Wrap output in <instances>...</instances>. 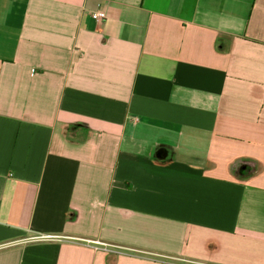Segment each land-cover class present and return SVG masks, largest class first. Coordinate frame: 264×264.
<instances>
[{
    "label": "crops",
    "instance_id": "1",
    "mask_svg": "<svg viewBox=\"0 0 264 264\" xmlns=\"http://www.w3.org/2000/svg\"><path fill=\"white\" fill-rule=\"evenodd\" d=\"M0 264H264V0H0Z\"/></svg>",
    "mask_w": 264,
    "mask_h": 264
},
{
    "label": "built area",
    "instance_id": "2",
    "mask_svg": "<svg viewBox=\"0 0 264 264\" xmlns=\"http://www.w3.org/2000/svg\"><path fill=\"white\" fill-rule=\"evenodd\" d=\"M92 17L97 22H101L104 19H106L107 16H106V13L104 11H95L92 13ZM51 238H52L51 236H42V237L31 238L30 240L32 241V240H37V239H51ZM86 242L89 244H95L97 246L96 249H99L100 247H103V248L108 247L107 244L100 243V242H93V241H89V240H87Z\"/></svg>",
    "mask_w": 264,
    "mask_h": 264
}]
</instances>
